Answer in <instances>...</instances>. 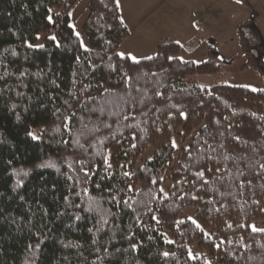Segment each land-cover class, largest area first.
Instances as JSON below:
<instances>
[{
  "label": "trees",
  "instance_id": "1",
  "mask_svg": "<svg viewBox=\"0 0 264 264\" xmlns=\"http://www.w3.org/2000/svg\"><path fill=\"white\" fill-rule=\"evenodd\" d=\"M77 2L0 0V264H264V230L249 228L264 221L256 27L235 31L262 89L187 85L229 61L212 47L183 60L175 42L119 55L117 0L88 1L82 49ZM188 206L193 220L176 221Z\"/></svg>",
  "mask_w": 264,
  "mask_h": 264
},
{
  "label": "crops",
  "instance_id": "2",
  "mask_svg": "<svg viewBox=\"0 0 264 264\" xmlns=\"http://www.w3.org/2000/svg\"><path fill=\"white\" fill-rule=\"evenodd\" d=\"M88 1L78 0L77 5L85 10ZM117 4L128 30L118 53L133 61L152 56L164 42L178 43L179 48L184 45L189 55L206 50L207 56L212 47L220 56L215 41L222 34L218 17L225 10L230 19L237 18L234 29L238 23L249 22L264 34V0H117Z\"/></svg>",
  "mask_w": 264,
  "mask_h": 264
},
{
  "label": "rangeland",
  "instance_id": "3",
  "mask_svg": "<svg viewBox=\"0 0 264 264\" xmlns=\"http://www.w3.org/2000/svg\"><path fill=\"white\" fill-rule=\"evenodd\" d=\"M85 14H87L86 9L83 10L82 5L76 4L75 7L71 10L70 16H69V24L72 27L75 35L79 37V42H80V46L82 49L89 48V42H88L87 37L81 34V25L83 22L82 21L83 16ZM230 18L231 17L229 13H226V10L224 13H221L219 15L218 19L220 22V26H219L220 34L221 33L222 34L220 38L215 41L216 44L218 45L220 56H222L224 59L229 61V64L221 66L220 69L216 73H213V74L194 75V76L187 77L185 79V84L187 85L198 84L203 87L223 84V85H229V86L244 87L252 91L263 88L262 80L256 70L249 69V68H242V65L245 62V58L240 51L238 36L237 34H235L236 32L233 27L234 26L233 23L235 22V20H237V18L236 17H234V19H230ZM242 29H243V34L247 35L248 33V35L252 37V39L250 40V43L251 41L254 40V38L256 39V34L254 32H251L252 31L251 27L248 28V25H244ZM256 33H258L259 37H261L260 42L264 44V34H262L261 31H259L258 29ZM201 36L204 40L205 34ZM45 38H54L53 31L51 30L47 33L39 34L36 36L33 42L27 41L26 43L28 46L32 48H38L44 44ZM178 41L182 42L181 39H179ZM182 46L183 48L181 47L180 52H179V57L181 59L183 60L192 59V60H195V62H201L202 60L206 58V55H205L206 50H197L194 54L189 55L188 51L184 49V45ZM250 46L252 47L253 45L251 44ZM151 54L153 53H150V55ZM38 132L39 130L33 131V133L35 134H39ZM174 144L178 146V140L177 142H174ZM151 154H152V150L150 148H147L139 156V158H137L136 163H135L136 167L140 165L142 159H149ZM168 184H169L168 181H163V183L161 184L160 189H161L162 194L166 192V188ZM195 210L196 208L194 206H188L187 208L182 209L181 211H179L178 215L176 216V221L179 222L184 219L193 220ZM249 228L251 230H253V228H255L256 230H264V221L252 222L249 224ZM205 232H208V231H205ZM196 254H198V252L195 246L193 245L192 248L189 250V255L192 257Z\"/></svg>",
  "mask_w": 264,
  "mask_h": 264
},
{
  "label": "snow or ice",
  "instance_id": "4",
  "mask_svg": "<svg viewBox=\"0 0 264 264\" xmlns=\"http://www.w3.org/2000/svg\"><path fill=\"white\" fill-rule=\"evenodd\" d=\"M238 2H239V0H238ZM36 137L35 136H33V139H35ZM253 230L255 231L256 229L255 228H253Z\"/></svg>",
  "mask_w": 264,
  "mask_h": 264
}]
</instances>
